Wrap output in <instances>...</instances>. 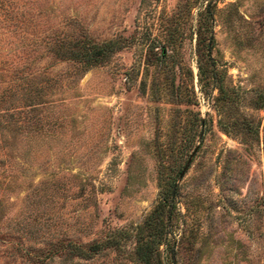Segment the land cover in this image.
I'll return each mask as SVG.
<instances>
[{
    "label": "rangeland",
    "instance_id": "1",
    "mask_svg": "<svg viewBox=\"0 0 264 264\" xmlns=\"http://www.w3.org/2000/svg\"><path fill=\"white\" fill-rule=\"evenodd\" d=\"M149 222L163 264H264V0H0V264H141ZM61 230L123 236L31 256Z\"/></svg>",
    "mask_w": 264,
    "mask_h": 264
},
{
    "label": "trees",
    "instance_id": "2",
    "mask_svg": "<svg viewBox=\"0 0 264 264\" xmlns=\"http://www.w3.org/2000/svg\"><path fill=\"white\" fill-rule=\"evenodd\" d=\"M209 0H207L208 2ZM200 19V18H199ZM71 46L67 50V54L73 59H77L81 61L82 63H88L91 61H97L98 59H103L107 55L108 50H112L119 46V44H116L115 41H106L101 42L99 44L88 42L86 43H79L78 46H75V43H72ZM212 47V33L210 32V29H201L200 26L196 28V35H195V50L197 52L198 56V69L199 73L203 71V65H206L207 62L210 63L212 61V57L210 55V50ZM209 75L213 76V69L212 67L209 68ZM65 233L64 230H61L60 232H52L50 236L56 238L54 242L49 240H45L47 244L54 245V248L47 247L45 249L39 248L37 245L36 250H34V253H32L31 256L34 258H39L40 256H46V255H52L54 253H57L62 251V249L65 250L64 252V258H67L68 255L71 257L73 255H79V256H90L95 251H99L100 249H103L105 247H111V246H118L120 243V238L123 235H118L117 233H109L106 234L103 238L99 239H92L86 245H83L80 242H76L75 240L64 237ZM37 234V235H36ZM34 235V242L36 237L42 236L39 232H37ZM44 235V234H43ZM55 235V236H53ZM135 245L133 249V256L141 263V264H163L158 252H154V246H157L163 239H164V232H162V226L158 225L155 226L153 223H147L146 226L142 227L139 226L136 228L135 233ZM60 239H64V243ZM32 245L29 246L32 247Z\"/></svg>",
    "mask_w": 264,
    "mask_h": 264
}]
</instances>
